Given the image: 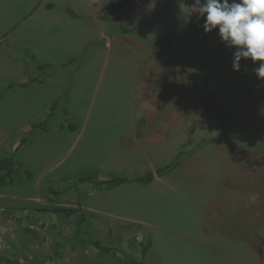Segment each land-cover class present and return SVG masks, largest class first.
I'll use <instances>...</instances> for the list:
<instances>
[{
  "label": "rangeland",
  "instance_id": "1",
  "mask_svg": "<svg viewBox=\"0 0 264 264\" xmlns=\"http://www.w3.org/2000/svg\"><path fill=\"white\" fill-rule=\"evenodd\" d=\"M65 1L0 0V160L14 156L19 171L13 184L0 187V236L8 246L0 264H264V142H249L250 147L245 140H264V111L258 104L264 103V81L257 91L252 88L260 80L258 63L242 59L235 70L236 49L217 29L206 32L194 11L195 22L185 20L195 0H128L121 21L129 28L111 20L106 30L125 40L109 52L99 41H88L102 25L79 12L114 13L121 7L112 8L111 0L103 6L99 0ZM61 2L78 17L67 16ZM46 3L56 9L46 11ZM149 37L151 51L127 41L151 44ZM159 37L169 45L155 42ZM104 54L109 61H103ZM162 77L166 87L155 89L154 80L159 84ZM156 101L163 109L174 104L184 119L157 146L136 138L133 129L134 119L150 116L143 104ZM43 121L49 123L46 136L33 128ZM79 124L85 131L81 136ZM237 144L256 146V160L263 161L250 165L253 186L240 180L229 191L237 194L239 186V197L244 192L249 197L221 204L217 174L224 171L226 177L236 168L231 149ZM165 146L170 152L176 148L171 158L164 155ZM180 154L183 165L163 177L166 183L131 184L95 196L103 206L98 199L107 195L105 209L126 216L127 221L109 223L107 232L87 211L69 221L52 212L70 209L63 206L74 201L68 188L87 163L88 174L95 175L93 164H98L112 172L104 173L106 180L131 178L165 167ZM78 192L76 187V198ZM87 200L81 196L74 204ZM127 200L132 202L121 206ZM113 226L135 229L137 237L116 236Z\"/></svg>",
  "mask_w": 264,
  "mask_h": 264
},
{
  "label": "crops",
  "instance_id": "2",
  "mask_svg": "<svg viewBox=\"0 0 264 264\" xmlns=\"http://www.w3.org/2000/svg\"><path fill=\"white\" fill-rule=\"evenodd\" d=\"M62 1L64 3V0H62ZM109 1L110 0H99L98 3H101V5L103 6L104 4H107ZM134 1L135 0H133V2ZM67 2H69V1L66 0L65 3H67ZM127 2H128V0H123L120 3L117 1H114V0H111L112 8L113 7H115V8L121 7V9H115L114 13H113L112 9H83L84 11L79 12L80 17L83 18L84 20H86V21L92 20L93 22L100 23L102 25L100 28V32L96 33L94 37L90 38L88 40L89 42L94 41V40L99 41L100 42L99 44H104V47L107 48V50L109 52L112 50V48L115 44L118 45L120 41L125 40V38L122 35L109 36L107 34L106 30L110 32L109 26L112 25V23H110L111 20L115 21L114 26H117L123 30L125 29V27L127 25L122 24L121 20H123V18L121 17V13L123 11V7L128 6ZM45 5H46L45 10L48 12H53L56 9V7L54 6L53 3H46ZM76 8L79 9L78 6ZM64 9H66V10H64V13L67 16L69 15V16H72L74 18L78 17L77 13L74 11V8L71 7L70 4L64 5ZM186 10H187V12H185V13L186 14L189 13V15H184L185 20L188 22V20L192 19V22H195L193 20V17H190V12H192V10L191 11H190V9L189 10L186 9ZM111 13H113L114 15H112ZM201 24L203 25V23H201ZM127 28H129V27L127 26ZM156 34L157 33H153V35H152L153 38ZM153 38H151V37L148 38L152 41L151 44L137 42V41H133V40H129V39L127 41L132 42V44H134L136 47L145 45V47L151 51L152 49H149V46L153 45ZM164 40H166L165 37H161V38L159 37V39L156 40L155 42L160 41V45H164V46L167 44L169 45V43L164 42ZM197 42H199V41H197ZM109 57L111 58V56H109ZM109 57L104 54L103 61L104 62L109 61ZM160 59L162 60L161 57H159V61H160ZM115 71H117L118 73H121V70H115ZM164 80H165V78L162 77V80H161L162 82L157 84V80L155 79L154 80V85H155L154 88L157 89L160 87V88L164 89L166 87ZM263 81H264V79L260 78V80L258 82H256L255 85L252 86V88H254L257 91L258 90L257 87L259 86L260 82H263ZM32 82L34 83V81H32ZM141 87L142 86H140L139 88H141ZM258 104L263 105L262 111H264V103L260 102ZM143 109L150 116L143 118V119H141V118L134 119L133 129H134V132L136 133L135 137L136 138H139V137L145 138L146 139L145 142H148V143L153 144L155 146L166 143L167 139H170L169 137H171L173 134L176 133V131H177L176 126L177 125L180 126L184 122V119L183 120L180 119L181 115H178L177 108L174 104L168 105V107L163 109V104L160 101H156L150 105L143 104ZM227 111H228V117L231 118V116H230L231 110L228 108ZM54 125H58V124L55 123ZM222 130H223V127H221V131ZM48 132H50V129H49V131L45 132V136L48 135ZM54 132H56V131H54ZM78 133H79V136H81L83 133H85L84 127L81 124H79ZM245 140L248 141V144H249V142H255V141L256 142H259V141L264 142L263 139H259L256 137L255 138H245ZM249 146L251 147L252 145L249 144ZM221 148H222V142L218 143L214 146V150L216 152ZM163 149L164 150H162V151L167 150V152L164 155H166L167 158H168V156H169V158H171L175 154L174 150L176 148L173 149L171 152H170V149L169 150L166 149V146ZM185 149H186V147L183 148V151ZM204 151H205V146L204 147L202 146L198 150L199 153L201 152V155L204 153ZM198 152H197V154H198ZM231 154H232L233 159H234V161L232 163L234 165H236V168H231V172L228 173V175H225L226 177L223 176L224 171H221L219 174H217V176L220 177L219 178L220 180L218 182L219 184L217 186V191L221 192V194H222L221 199L223 202H221V204H228L230 202L234 203L235 201H236V203L239 204L241 202V200H240L241 195L249 197L250 194H248L247 192L242 193L239 197V191H240L239 186H237V190H238L237 194H235L233 192H229V191H230V189L232 191V189L234 188V185H235L234 182H238V184H240V180L244 183L243 186H246L247 185L246 183H249V185H247V187L249 188L253 184L252 183L253 182L252 173H254V170L251 168V166L255 167V162L263 161L262 159L258 160V161L256 160L257 158H260V155L256 151V146L251 150V148H249V147L239 146L238 144L236 145V148H234V146L232 145ZM242 155H246V156L244 159L241 160ZM89 165H91V163H87L85 166L80 167L79 174H76V176L79 177V181H77L76 184H73L71 187L68 188V191H71L73 194L72 196H73L74 201L72 200L73 202L71 205L65 204L63 206H71L72 208L71 207H68V208H70V209L74 208L73 210H75L76 207H78L77 205H79V207H80L79 210H77L76 213L72 217L78 218L77 214H82V212L87 211V212H89L95 216V218H92L91 221H95V223H104L103 225H100L99 227L105 231L112 228V226H110L111 224H109V223H112L114 221H127V220L125 219L126 216L122 215L121 213L120 214H113L112 212L105 209V205L107 203V198H106L107 195H103V197L101 199H98V200L103 201V206H101L100 204H97V202H95V196L96 195H100V193L104 192V191L108 192V191L114 190L116 192V190H121L125 186L131 185V184L135 185V186L140 185L142 187H147V185H152L154 183H158L159 181L165 182L162 179L166 175L159 176V177L157 176L153 182H151L150 184H147V185L135 182V179L140 177V176H133L131 178L128 177L130 182L123 184L121 186L112 188V189L96 188V186L92 183L80 182V179L85 177V175H87L89 173V171H88ZM93 165H94L93 170L95 172V175H96L97 179L100 181L107 179L104 176V173H112V172H108L107 170L103 169L102 165H98V164H93ZM180 165L182 166L183 162ZM154 167L151 168L153 172L156 171ZM240 167H241V169H240ZM241 171H244V172L240 173ZM120 172L121 171H115L113 173L115 175H118V174H120ZM48 173H51V171H48L47 174ZM46 176H48V175H46ZM122 177L127 178V176H122ZM250 177H251V180H250ZM242 178H244V179L242 180ZM159 179H161V180H159ZM78 183H80V184H78ZM76 187L79 190V192L77 193V198L79 199L81 196L88 197L87 201H84L83 203L78 202V204H74L77 201V198L74 196ZM67 193H69V192H67ZM119 194L121 195V193H119ZM1 195L2 194L0 193V196ZM130 202H132V201L127 200V203L126 204L121 203V206L128 205ZM133 205L136 206V204L134 202H133ZM70 219L71 218H68V221ZM140 220H141L140 218H137L133 221L139 222ZM113 227L116 230V234H115L116 236H118V235L123 236L125 239L127 237H132V238L137 237V231L135 229H130V228L127 229V228H124V226H113ZM77 230H78V228L75 227L74 231H72V236H74L76 234V232H78ZM7 248H8L7 244L5 242H3V239L0 236V254L1 253L4 254V252H6L5 250ZM137 262H139V261H137ZM116 264H128V263L119 262Z\"/></svg>",
  "mask_w": 264,
  "mask_h": 264
},
{
  "label": "clouds",
  "instance_id": "3",
  "mask_svg": "<svg viewBox=\"0 0 264 264\" xmlns=\"http://www.w3.org/2000/svg\"><path fill=\"white\" fill-rule=\"evenodd\" d=\"M191 10L206 17V32L218 29L222 41L236 49L235 70L242 59L251 60L264 79V0H195Z\"/></svg>",
  "mask_w": 264,
  "mask_h": 264
},
{
  "label": "trees",
  "instance_id": "4",
  "mask_svg": "<svg viewBox=\"0 0 264 264\" xmlns=\"http://www.w3.org/2000/svg\"><path fill=\"white\" fill-rule=\"evenodd\" d=\"M205 20H206V17H202V21L204 22ZM217 32L219 33L218 29H217ZM52 109H53V107L50 110L51 111V115L49 117L50 119L53 118ZM47 122L48 121H43L39 125H33V128H35L37 130L40 129L43 132H47V131H49V123H47ZM62 127H66V125H64ZM76 128H77V126L73 128L69 125L70 130H76ZM25 142H26V139L23 138L21 140V145H23ZM182 156H183V154H180L179 158L177 157L170 164H168L165 167L157 169L155 172L151 171V172L146 173L143 176L136 178L135 182L147 185V184H150L151 182H153L157 176L158 177L164 176V175H167V174L173 172L174 170H176L180 166ZM15 160L16 159L14 156H10V157H7L6 159L0 160V187L14 183L15 174H17L19 172L18 169L15 168V166H16ZM27 174H28V172H27ZM80 182L92 183L96 186V188L112 189V188H115V187H118V186H121L123 184L130 182V180L126 177H112L111 179L100 181L97 179L96 175L88 174V175H85V177L81 178ZM52 212L54 214H56L57 216L64 215L66 220H68V218H71L76 213L75 210L67 209V208H56V209H53ZM91 245L95 246L102 253H105V254L113 253L109 248L103 247L100 243H91ZM132 263L135 264V262H130V264H132Z\"/></svg>",
  "mask_w": 264,
  "mask_h": 264
}]
</instances>
